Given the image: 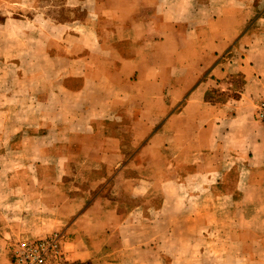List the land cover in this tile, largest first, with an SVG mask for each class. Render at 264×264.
I'll return each mask as SVG.
<instances>
[{"label": "crops", "instance_id": "obj_1", "mask_svg": "<svg viewBox=\"0 0 264 264\" xmlns=\"http://www.w3.org/2000/svg\"><path fill=\"white\" fill-rule=\"evenodd\" d=\"M89 2L82 19L61 23L46 0H0V100L14 105L3 113L0 149L10 152L0 159L20 167L0 174V264H16L19 242L60 232L69 264H264V125L254 120L264 98V0ZM45 69L62 79L45 80ZM233 75L245 79L239 96L209 99L232 92ZM166 117L128 163L159 164L166 152L173 171H196L155 173L147 189L119 172L93 199V180H107ZM87 166L107 173L91 180ZM236 166L235 188L219 191ZM212 178L213 195L237 201L198 203L188 182ZM80 179L89 186L68 183ZM121 184L139 207H124ZM204 228L223 234L206 242Z\"/></svg>", "mask_w": 264, "mask_h": 264}, {"label": "rangeland", "instance_id": "obj_2", "mask_svg": "<svg viewBox=\"0 0 264 264\" xmlns=\"http://www.w3.org/2000/svg\"><path fill=\"white\" fill-rule=\"evenodd\" d=\"M48 1L47 5H44L45 7V13H48L49 15H52L53 17H55L56 19L58 18L59 21L62 22H67L68 19L71 18H76L78 20L82 19L85 15V13H87L88 10L90 9H94V5L93 3H90L89 0H46ZM65 67L67 66H63V65H57V70H63ZM48 69H45V80H61L62 79V74L60 73H54L53 72L48 75L47 74ZM60 72V71H59ZM28 81H27V85H25L26 88H28V93L29 94V101L27 103V108L30 110H38L39 109V102L36 100V97L34 95V90L36 87L35 84V74H36V70H28ZM59 74V75H58ZM231 83L233 84L231 87V91L232 92H224L222 93L219 90H216L215 92L212 93V98L215 99L216 102H223V101H227L228 99L231 98H236L237 96H239V91L242 89L243 83H244V78L242 75H233L231 78ZM3 81L0 80V93L3 94V89H4V83L2 84ZM15 87L17 90H19V85H15L13 86ZM264 99V98H263ZM262 99V100H263ZM262 100H260L259 102H261ZM9 101L4 100L3 98H1L0 100V141H4V132L6 130L5 125H7V117L4 116V112L6 111V108H9V106L14 107V105H9L8 103ZM259 105V103H258ZM168 119V117L164 118V120L157 125L156 129L154 132H152L151 134H149L146 139L144 141H141L140 146L138 149L132 148V149H126L125 150V157L124 160L125 162L121 165H118L114 170H111L110 175H108L109 177L107 178V180L103 181L101 180H93L95 178V176H97L96 174L99 173H107V170L105 167L102 166H87L88 168L84 171L87 172V174L92 173V177L91 180H93L96 185V190L92 192V197L93 199L96 197V195H98V192L100 191H104V190H112V188H114V186L116 184H114L112 181H110L111 177L114 176L116 173L122 172L125 175V179L126 180H131V179H140L139 183H140V187L143 189H147L149 188L150 185H148L149 181V177H152L153 174L158 173V174H162V177H165V175L168 173H172L176 176H178V178H185L188 177L189 175L193 174L196 170H195V166L189 167V168H185L184 172L180 173L179 169L174 170L171 167V163H173L174 159L170 158L166 152L163 153V155L159 158V164H152V165H148V164H129L128 162L132 159L131 157L133 156V153H135L136 151H140L141 148L143 146H145L152 137H154L155 135L161 133L162 131V126L163 124L166 122V120ZM254 120H257L261 125H264L263 123L260 122L259 119V113L258 111H256L255 109V114H254ZM7 132V131H6ZM126 136V135H125ZM6 140L9 139V133L6 135ZM31 137V136H29ZM10 152V150L8 149H0V155H5L6 153ZM152 155L147 154L145 155V160H147L146 158L148 157L150 160V157ZM167 159H166V157ZM170 161V163H168ZM23 167V166H22ZM20 167L18 165H10L9 163H6L4 160L0 159V174L2 173H11L12 171H17V169H19ZM58 168L60 169L59 173L60 175H64V172H66L65 167L60 165L58 166ZM75 174L83 169H81V166H78V168L76 166H72ZM91 168V169H90ZM98 168V169H95ZM77 169V170H76ZM238 166H236L224 179V181L222 182L221 180H219V182H222L221 185H219V191H224L226 192L227 189L229 190H233L235 188V178L238 176V174L240 175V171L238 172ZM35 172V171H33ZM107 177V175H106ZM217 179L221 176H216ZM211 178V177H210ZM76 180V179H75ZM162 180V179H161ZM215 179H211V180H205V181H196L193 180L192 182L189 181V186L188 188L190 190H192L194 195H199L200 198L197 199L198 203L203 204V205H214L215 203H219L220 206L223 205H232L233 203H235L238 199V195L235 196V198L232 199H227L222 198V197H218L220 192L217 191V194L213 195V192H211L210 190V186L213 183ZM103 181V182H102ZM74 183L75 185L78 186H89V182L87 181H83L82 179L78 180V181H68V183ZM92 182V181H91ZM7 183H11V182H7L6 180H4V184ZM16 184L20 185V182H15ZM122 183H126V182H122ZM97 184H100L97 187ZM150 184V183H149ZM68 185V184H66ZM121 184L122 189L125 191L124 193V197H123V203H124V207L130 208L132 209L133 207H139L141 205V203L139 201H135V199H133L130 195H128L129 191H126V188H128L127 186ZM9 188V187H7ZM90 188V187H89ZM223 188V190H222ZM238 194V193H237ZM25 199H28L27 197ZM188 204L191 206L192 203H195V199L192 198V196H188L187 198ZM26 204V203H25ZM161 204V199H157L154 202V205L156 207H159ZM126 211V210H125ZM207 216L204 217V222H208V218L209 220H212L213 218L209 215V214H205ZM229 214H225V213H221V221L223 222H227L230 221L231 222V216H227ZM233 220V219H232ZM235 227V225H234ZM204 240L206 242H213L211 240V238L213 239H217L216 237L223 234V232H218L215 233V236L212 237L213 234H211V230H209V228H204ZM194 236V234H192ZM226 239V238H225ZM214 242H222V245L225 247L227 245V243L224 240H217Z\"/></svg>", "mask_w": 264, "mask_h": 264}, {"label": "built area", "instance_id": "obj_3", "mask_svg": "<svg viewBox=\"0 0 264 264\" xmlns=\"http://www.w3.org/2000/svg\"><path fill=\"white\" fill-rule=\"evenodd\" d=\"M260 122L264 124V99L258 107ZM66 237L53 233L44 238L19 242L14 249L16 264H69L63 253Z\"/></svg>", "mask_w": 264, "mask_h": 264}, {"label": "trees", "instance_id": "obj_4", "mask_svg": "<svg viewBox=\"0 0 264 264\" xmlns=\"http://www.w3.org/2000/svg\"><path fill=\"white\" fill-rule=\"evenodd\" d=\"M214 92H215V91H214ZM209 99H211V100H213V101L215 100L214 98H212V95L209 96Z\"/></svg>", "mask_w": 264, "mask_h": 264}]
</instances>
